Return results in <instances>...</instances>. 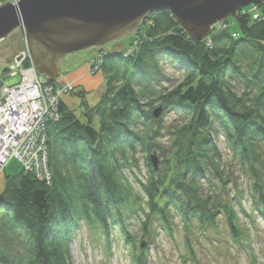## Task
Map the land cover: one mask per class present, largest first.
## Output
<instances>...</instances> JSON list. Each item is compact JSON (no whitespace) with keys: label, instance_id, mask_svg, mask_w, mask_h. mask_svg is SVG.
Here are the masks:
<instances>
[{"label":"trees","instance_id":"16d2710c","mask_svg":"<svg viewBox=\"0 0 264 264\" xmlns=\"http://www.w3.org/2000/svg\"><path fill=\"white\" fill-rule=\"evenodd\" d=\"M258 9L260 18L239 12L235 28L213 30L202 41L168 9L154 11L134 34L137 45H128L132 54L102 51L100 102L89 105L82 91L80 117L61 101L60 118L47 126L49 183L21 171L0 193V264H76L70 242L81 221L106 232L108 248L109 229L118 226L132 264H148L155 223L173 237L175 222L181 224L191 259L193 241L218 232L220 217L249 247L250 231L233 199L241 197L242 174L252 197L251 213L243 212L254 227L257 215L264 220V4ZM165 59L182 75L170 86ZM171 111L176 116L165 125ZM156 151L158 168L150 161ZM140 153L148 169L137 191L126 173L138 167ZM129 215L141 220L145 248L136 246Z\"/></svg>","mask_w":264,"mask_h":264},{"label":"water","instance_id":"95a60500","mask_svg":"<svg viewBox=\"0 0 264 264\" xmlns=\"http://www.w3.org/2000/svg\"><path fill=\"white\" fill-rule=\"evenodd\" d=\"M260 3L264 0H22L17 7L4 1L0 7V69L17 64L15 58L20 61L23 52L26 56V36L35 67L56 82L67 55L103 49L137 32L154 11L168 9L190 37L202 41L215 24ZM14 34L16 38L10 41ZM162 112L157 107L154 116ZM151 162L158 168L154 153Z\"/></svg>","mask_w":264,"mask_h":264},{"label":"rangeland","instance_id":"374dc122","mask_svg":"<svg viewBox=\"0 0 264 264\" xmlns=\"http://www.w3.org/2000/svg\"><path fill=\"white\" fill-rule=\"evenodd\" d=\"M263 4L264 3L249 5L244 7L239 12L251 13L254 19H258L261 17V13L259 12L258 5H263ZM232 19L233 17L227 19V21L230 20L232 21ZM235 25H236L235 22L232 21V23H225L221 25V27L222 29H228L230 27L235 28ZM141 26L139 27V29L141 28ZM213 30H218L216 28V24ZM143 31H145L144 28ZM135 33L125 37V39L122 41L123 44L119 43L120 45H116L117 43L111 42L106 44L103 49H106L107 51L117 50L118 46L121 47L126 43L125 46L128 47V45L131 42H132L131 44H134L135 47V45H137L135 39L132 41V38H135L134 35ZM15 38L16 36L14 34L11 36L9 40L14 41ZM131 47L132 45H130L128 49H130ZM96 50L98 52L101 51V49L99 50L91 49L88 51L80 52V54H88L92 52L96 53ZM133 50L134 48L132 49V51ZM71 60L74 61L75 58H71ZM83 61L84 59H82L79 62L82 63ZM163 62H164L163 68L166 74L170 78V81H167L164 84L166 86H170L172 85V83L178 82L181 79L182 75L179 72L178 68L176 66L173 67L168 60L165 59ZM89 63H90V68L88 69L89 74L91 76L96 75L95 80H98V78L100 79V74H102L101 66H100L101 64L98 65L96 64L95 55L92 57ZM84 64L85 63H83L82 65ZM92 71L95 72V74H93ZM18 81H19L18 76L17 77L9 76L6 74V71L4 69H0V82H4L8 85H11ZM66 84L69 85V83ZM69 87H71V89H68L69 91L67 93H64L61 96L60 100L63 101L64 99H68L70 96L71 97L73 96L75 102H77V105L72 106L73 107L72 109L73 111H76L77 116L80 117V113L82 109L80 108V106H78V104L80 101L79 93L81 92V89L80 87H76V86L74 87L73 84H70L67 88ZM98 91L100 94L101 93L103 94L105 92V89L102 88L99 89ZM96 97H97L96 95H88L87 96L88 104L89 105L95 104L97 101ZM174 116H176V114L173 113L172 111L171 113L169 112V114H166L165 125H169V122H171L174 119ZM47 126L48 124L45 121L44 122L45 131H47ZM217 144L223 154L224 161L230 162L231 151L226 147L224 138L220 137ZM153 153L154 152H152L151 155ZM137 158H138V162H137L138 167H135L133 171L126 174L129 176L131 182L133 183L135 190L139 191L141 187L138 179L143 180L145 178L148 168H147V161L143 154L140 153ZM157 159H158V167H160L161 158L158 156ZM22 167H24L23 163L19 162L18 158H15L7 166L5 175H7V177H9L10 179H16L17 176H19V174L21 173ZM40 171L42 172V169ZM234 180L235 182H237L235 177ZM12 182L14 181L7 180V182L4 185V188H6ZM235 182L230 183V186H232L231 193L236 191ZM238 185H239L241 197L240 198L235 197L234 204L237 211L241 213V224L247 225L250 229L251 245L249 247L244 248L240 243L236 242L233 239L225 218L220 217L218 220L219 223L218 232L216 231L209 232L207 233L208 235H203L202 233L201 234L199 233V238L193 241L194 259H191L190 254L187 255L186 247L184 245V240H183L184 235H183L182 225L175 222L173 226L175 236L173 237L170 234H167L165 231L160 230L159 228L160 225L155 223L153 227L156 230V235H153V237L151 238L152 243L147 250L149 257L148 264H254V262H256V264H264V220L260 215H257V217L254 218L256 223V227H254V222H252L245 215V213L241 212V207H244L245 210H247L250 213L252 208L250 194H249V182L247 181L246 176L239 174L237 186ZM1 188L2 187L0 186V191L2 190ZM127 226L130 232L134 234V236H136L137 238V242H136L137 248L138 249L142 248L141 247L142 240L143 242H147L148 238L142 239L141 237L143 234V230L141 228L142 225L139 217L135 215H129L127 217ZM109 232H110L109 238L112 241L111 255H109L108 252L106 251L107 249L106 239L108 238L107 233L101 229H96L95 227L81 221L77 226L76 230L73 232L72 240L70 242V251L73 261L76 264H132L133 252H132L131 244L130 243L126 244L124 235L122 234L118 226L110 227ZM146 246L147 244L145 245V247Z\"/></svg>","mask_w":264,"mask_h":264},{"label":"built area","instance_id":"2783aa9c","mask_svg":"<svg viewBox=\"0 0 264 264\" xmlns=\"http://www.w3.org/2000/svg\"><path fill=\"white\" fill-rule=\"evenodd\" d=\"M4 1L9 0H0V6L4 5ZM10 2L18 4L19 0H10ZM226 21L217 23L216 28L224 30L221 25L229 23ZM213 27L215 28V25ZM132 52L130 50L126 56ZM98 62H101V60H97L96 64ZM12 68H15V66H12ZM30 72H34V70ZM47 82L40 75L34 78L32 82L22 84V96L25 99L22 104L17 101L20 96L18 92H15L14 96H10L7 93V88L0 87V173L7 162L2 158L3 153H11L12 148L20 150V147H26L30 150V153L23 156L19 152L13 156L21 160L29 172L38 175V171L35 168L39 166L37 163L39 152H45V146L40 144L42 138L46 136L44 122L48 118L50 120L59 119L60 98L64 93L69 91L68 88L61 87V84L52 82L51 84H47ZM36 108H38L37 112L41 118H44V121L37 118V115L34 114ZM39 135L40 137H38ZM32 152L36 153L35 157L30 156ZM45 171L46 168L43 167L42 172L44 173ZM45 174L48 177V173L45 172Z\"/></svg>","mask_w":264,"mask_h":264},{"label":"bare ground","instance_id":"6f19581e","mask_svg":"<svg viewBox=\"0 0 264 264\" xmlns=\"http://www.w3.org/2000/svg\"><path fill=\"white\" fill-rule=\"evenodd\" d=\"M20 1H22V0H19V3H20ZM19 3L17 4V7H19ZM12 4H14V3H12ZM3 6V5H2ZM1 7V6H0ZM25 35H26V33H25ZM24 35V36H25ZM25 38H26V36L24 37V46H25V50H26V56H25V53L23 52V57L20 59V61H18L17 60V58H15V61H16V63L17 64H15V63H13V64H10L11 65V67H9V65H7L6 66V68H4V70L6 71V74L7 75H9V76H12V77H19V81L18 82H16V83H13V84H11V85H8V84H6V83H4V82H0V87H3V88H7L8 90H7V93H8V95H10V96H14L15 94V92H18L19 93V97H18V99H17V101L20 103V104H22L24 101H25V99H24V97L22 96V88H21V85L22 84H24L25 82H27V83H29V82H32V80L34 79V78H36V77H39L40 75H42L48 82H47V84H51V82L52 81H49L48 79H47V77L44 75V74H42V73H40L39 72V70H37V68L35 67V65H34V61H33V56H32V54H31V52H30V50H29V48H28V45L26 44V40H25ZM125 38H122V39H120V40H117V41H114V43H117L116 45H120L119 43H121V44H123L122 43V41L124 40ZM7 41V40H6ZM126 41V40H125ZM126 44V43H125ZM125 44L123 45V46H121V47H119L118 46V49H117V51H119V52H122L123 53V55L125 56V55H127L129 52H130V49H128V47L127 46H125ZM88 51V50H87ZM102 51H107L106 49H101V51L100 52H98V51H96V53L94 54L95 55V61L97 62V60H101V57H102V55H101V52ZM80 55H82V54H80V53H76V54H74V55H67L66 57H65V59H64V61H63V64L62 65H60V69H62L63 70V68H64V66H65V68H66V70L68 71V70H70V68H71V65L72 64H70V63H68L69 65H64L65 64V60L67 59V60H69V59H71V58H74V57H79ZM75 60H78V58H75ZM26 64H28V65H26ZM79 64V63H78ZM97 64H101V62H98ZM12 66H15V68H12ZM69 66H70V68H69ZM31 70H34V72H30ZM92 73L93 74H95V72H93L92 71ZM102 75H103V73H102ZM103 78H104V75H103ZM52 83H57V84H61L62 86L61 87H63V88H67L68 86H67V84L66 83H59V82H52ZM70 85V84H69ZM75 87V86H74ZM68 89H71V87H69ZM82 91H84L85 92V96H86V94H87V91H85L84 89H81V92ZM97 98V101H96V103H95V105H97L99 102H100V100H101V98H98V97H96ZM85 99H86V97H85ZM87 100V99H86ZM61 101L62 100H60V103H61ZM88 102V101H87ZM91 106H94V105H91ZM38 111V108H36V110H35V113L34 114H36L37 115V118H39L40 120H42V121H44V118H41V116L39 115V113L37 112ZM58 114H60V106H59V110H58ZM60 118V117H59ZM54 121H58V118H56V119H54V120H50L49 118H48V120L46 121L47 122V124L49 125L51 122H54ZM38 137H40V135L38 136ZM40 144L42 145V146H45V152H39V156H38V159H37V163H38V167H36L35 168V170L37 169V171H38V175H35L34 173V175L36 176V178H38L39 180H42V181H45L46 183H49V181H50V176H51V172H50V168H49V165H48V160H49V150H48V144H49V138H48V133H47V131H46V136H44L43 138H42V140L40 141ZM37 145H39V143H37ZM22 153V155L23 156H25L26 154H28V153H30V150L28 149V148H26V147H20V150H15L14 148H12L11 149V153H6V152H4L3 153V155H2V158L5 160V161H7L6 162V167L9 165V163L11 162V160H13V159H15L16 157L15 156H13V155H17L18 153ZM35 155H36V153L35 152H32L31 154H30V156H34L35 157ZM154 155H156L157 157H158V152L156 151V152H154ZM151 154H150V159H151ZM46 160V161H45ZM18 161L19 162H21V160H19L18 159ZM5 167V168H6ZM43 167H45L46 168V171L45 172H47L48 173V177L46 176V174H45V172L43 173V172H41L40 170L43 168ZM5 168L2 170V172L1 173H3V171L5 170ZM22 171L23 172H25V173H28L29 171L25 168V167H22ZM0 173V174H1ZM3 180H1L0 179V184H3V185H5V183L7 182V180H9V181H11V180H13V179H10L9 177H7V175H5V173L3 174ZM230 187H232V186H230ZM5 188H3L1 191H0V193L4 190ZM231 191H232V189H231ZM231 193V192H230ZM233 193H235V192H233ZM233 193H232V195H233ZM235 197H236V194H235ZM235 197H234V199H235ZM237 198H240V197H237ZM234 199H233V204H234ZM250 199L252 200V197H251V195H250ZM241 205V204H240ZM234 207H235V204H234ZM236 209V208H235ZM237 210V209H236ZM243 210H245V208L244 207H241V212L242 213H244L243 212ZM246 212H247V210H245ZM239 214H240V217H241V213L239 212V211H237ZM245 215H246V213H245ZM247 216V215H246ZM250 219V218H249ZM240 224H241V218H240ZM242 225V224H241ZM247 226V225H246ZM248 227V226H247ZM228 228H229V226H228ZM249 228V227H248ZM230 230V229H229ZM164 231V230H163ZM249 231H250V229H249ZM166 232V231H165ZM167 234H169L168 232H166ZM152 238V237H151ZM143 243V242H142ZM146 244H147V242H145ZM151 243H152V239H151V242H150V244L148 245V247L151 245ZM112 245V244H111ZM111 245H110V248H108V247H106L107 249H106V251L108 252V254L109 255H111V253H112V249H111ZM145 247V246H144ZM144 247H142V248H144ZM110 249V250H109Z\"/></svg>","mask_w":264,"mask_h":264},{"label":"crops","instance_id":"0c3cea01","mask_svg":"<svg viewBox=\"0 0 264 264\" xmlns=\"http://www.w3.org/2000/svg\"><path fill=\"white\" fill-rule=\"evenodd\" d=\"M94 54H95L94 52L88 53V54H82L79 57H74V58H78V60H74V61H72L71 59L69 60L66 59L64 65L67 66L69 65L68 63H70L72 64L71 68L69 66L70 70L67 71L64 66L62 72L58 74L56 78V82L69 83V84H73L76 87H80V89H84L85 91H87L86 99L88 95H96L98 98H101L102 93L100 94L98 90L102 88L105 89L104 87L105 80L103 78V75L100 74V79L98 78V80H95L96 75L91 76L88 71V69L90 68L89 61L92 59ZM82 59H84V61L80 63L79 61H81ZM83 63L85 64L82 65ZM68 99L63 100V103H65L68 106V108L72 109L73 108L72 106L77 105V102H75V99L73 98V96L72 97L70 96ZM79 105H80V101H79L78 106ZM92 105H95V104H92ZM6 168H5L4 173L6 172ZM4 173L0 174L1 180L4 179L3 178ZM0 186L2 187L1 189L4 188L3 184H0Z\"/></svg>","mask_w":264,"mask_h":264}]
</instances>
